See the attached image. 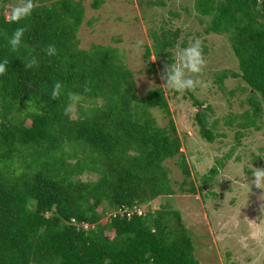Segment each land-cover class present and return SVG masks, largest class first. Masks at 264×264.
Masks as SVG:
<instances>
[{
  "label": "trees",
  "instance_id": "trees-1",
  "mask_svg": "<svg viewBox=\"0 0 264 264\" xmlns=\"http://www.w3.org/2000/svg\"><path fill=\"white\" fill-rule=\"evenodd\" d=\"M104 1L92 5L100 8ZM8 2L0 0V59L9 60L0 75V264H202L179 212H173L179 219L173 227L159 210H142L176 192L167 159L179 157L184 176L193 174L164 88L140 95L117 47L80 46L81 0H34L33 14L21 21L27 28L24 43L10 50L6 36L19 25L5 20ZM194 8L202 20L209 18L205 33L228 36L239 71L225 70L216 82L222 88L233 76L247 83L253 111L239 124L258 127L264 0H194ZM152 35L144 53L148 74L157 71L152 55L173 63L174 49L188 44L179 41L180 29L163 27ZM48 44L56 45L57 55L45 54ZM32 56L39 66L28 69L25 62ZM57 81L64 90L54 100L50 92ZM73 92L78 102H70ZM188 92L199 108L195 121L201 136L215 142L210 107ZM74 104L78 117L72 116ZM153 109L168 115V126L158 123ZM217 172L213 167L206 178L212 181ZM85 173L96 178L85 180Z\"/></svg>",
  "mask_w": 264,
  "mask_h": 264
},
{
  "label": "rangeland",
  "instance_id": "rangeland-1",
  "mask_svg": "<svg viewBox=\"0 0 264 264\" xmlns=\"http://www.w3.org/2000/svg\"><path fill=\"white\" fill-rule=\"evenodd\" d=\"M81 1L85 17L78 31L80 46L117 47L125 64L133 70L140 95L156 87L164 88L178 135L183 140L182 151L192 167V176L186 178L178 164L179 157L167 159L164 164L169 168L176 192L163 196L157 204L147 203L142 210H159L166 217L165 222L173 227L179 226L173 212H179L202 264H264V189L252 183L251 175L253 167L264 168V103L258 127H241L239 123L245 112L253 111L248 102L250 92L244 90L247 83L233 76L223 81L222 88L216 82L218 74L225 70L239 71V61L228 36L205 33L209 18L202 20L194 8V0H156L162 1L161 4H151L152 0H105L100 8L92 5L94 0ZM17 3L19 0H9L8 14ZM163 27L180 29L179 41L185 40L187 46L199 38L207 47L203 53L206 60L203 72L190 74L199 81L190 91L205 107H210L209 121L215 125L217 135L215 142L201 136L195 121L199 108L188 90L174 91L164 85V70L172 64L169 59L157 60L152 55L150 61L156 63L157 71L146 72L149 64L144 56L145 46L153 44V30L160 32ZM137 41L143 43L138 45ZM182 48L178 45L174 49L173 63L178 62ZM77 110L74 104L73 117L79 116ZM152 112L161 126L169 125L170 118L165 112L158 109ZM213 167L218 172L211 181L206 175ZM83 178H96V175L85 173ZM185 180L188 183L184 184ZM202 182L207 183L203 192L199 189ZM181 185L194 186L198 191H185ZM166 211L171 213L168 215Z\"/></svg>",
  "mask_w": 264,
  "mask_h": 264
},
{
  "label": "clouds",
  "instance_id": "clouds-1",
  "mask_svg": "<svg viewBox=\"0 0 264 264\" xmlns=\"http://www.w3.org/2000/svg\"><path fill=\"white\" fill-rule=\"evenodd\" d=\"M34 8V0H19V3L14 5L10 13L5 17L7 23L19 25L10 35L6 36L7 45L10 47V50L16 51L23 45L27 28L25 25L21 24V21L30 17L33 14ZM142 43V41H137L138 45ZM43 51L49 57H53L58 53L55 44H48ZM178 57L179 60L177 63L166 66L162 77L165 81L164 85L174 91L194 90L198 86L199 81L194 79L190 74L203 72L206 63L202 41L196 38L190 46L184 47L178 52ZM8 64V59H0V75L8 70ZM38 66L39 60L35 56H32L25 62V67L28 69ZM63 90V83L57 81L51 89V98L54 100L59 99L63 94ZM68 95L71 103L78 102L80 99L78 93L73 92ZM251 175L254 176L252 183H254L257 188L264 189V168L253 167V169H251Z\"/></svg>",
  "mask_w": 264,
  "mask_h": 264
},
{
  "label": "built area",
  "instance_id": "built-area-1",
  "mask_svg": "<svg viewBox=\"0 0 264 264\" xmlns=\"http://www.w3.org/2000/svg\"><path fill=\"white\" fill-rule=\"evenodd\" d=\"M141 211V210H140Z\"/></svg>",
  "mask_w": 264,
  "mask_h": 264
}]
</instances>
